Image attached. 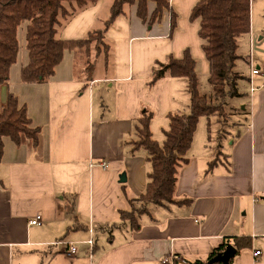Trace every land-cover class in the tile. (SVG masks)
Returning a JSON list of instances; mask_svg holds the SVG:
<instances>
[{
    "label": "crops",
    "instance_id": "0c3cea01",
    "mask_svg": "<svg viewBox=\"0 0 264 264\" xmlns=\"http://www.w3.org/2000/svg\"><path fill=\"white\" fill-rule=\"evenodd\" d=\"M199 1L168 0L170 7L151 24L156 2L149 1L146 21L137 4H126L105 31L108 56H98L89 78L80 73L74 52L66 50L51 79L24 83L21 71L29 62L24 24L23 59L19 43L1 99L13 93L26 106L31 125L40 128V144L33 148L4 140L0 264H165L171 255L193 264L207 262L216 248L234 245L235 238L250 240V246L236 253L231 264H264V86L254 92L249 86L252 67L264 71V0H252L251 31L239 39L242 58L236 69L249 82L245 119L234 122L220 147L218 133L212 139L197 138L195 132L175 195L188 203L149 204L137 230L120 216L148 182L147 153L132 150L131 143L142 112H154V138V125L157 129L160 122L164 132L169 114L185 112L190 103L186 79L164 77L151 85L153 68L189 49L199 81L209 79L201 22L191 17ZM112 2L97 0L78 10L57 36L82 39L104 29ZM172 11L177 14L173 31ZM253 83L261 86L263 77L255 75ZM122 172L126 182H120ZM37 214L42 224H30ZM256 250H261L258 257Z\"/></svg>",
    "mask_w": 264,
    "mask_h": 264
},
{
    "label": "trees",
    "instance_id": "16d2710c",
    "mask_svg": "<svg viewBox=\"0 0 264 264\" xmlns=\"http://www.w3.org/2000/svg\"><path fill=\"white\" fill-rule=\"evenodd\" d=\"M96 1L0 0V161L6 137L18 146L35 148L40 144V128L31 125L26 106L21 105L13 93H8L5 102L1 99L2 87L8 83L10 69L19 53L20 25L27 24L26 46L29 51V62L21 71L24 83H43L51 79L66 50L74 52L80 73L89 78L95 70L98 56H108L110 46L105 41V31L123 13L126 4H137L139 17L146 21L149 1L156 2L149 24L170 7L168 0H113L104 29L91 31L82 39L63 40L57 36L58 28L66 20ZM251 3L252 0H200L192 10L193 20L200 19L199 35L204 41L203 50L210 64L208 80L213 90L210 96L200 92L197 61L189 49L184 51L182 57L170 55L164 63H158L153 68L151 85L164 77L186 79L190 111L169 114V127L164 130L165 139L162 142L155 140L151 132L152 110H144L137 121L132 150L142 148L146 151L150 170L144 192L131 200L130 210L120 212L122 222L128 223L132 229L140 228L139 218L148 212L149 204L188 203L187 200H176L175 195L179 172L188 162L187 153L192 146L199 119L207 117L210 131L211 117L229 105L228 98L242 95L239 81L243 79V74L237 72L236 64L242 58L238 54L239 39L251 31ZM171 14L173 31L177 25V14L174 11ZM233 125L225 130L218 129V147ZM217 164L218 158L212 160L209 170ZM136 202L140 203L138 208L133 206ZM233 241L237 253L250 246L248 239L235 238ZM227 244L216 248L208 260L223 251ZM206 263L197 260L193 264Z\"/></svg>",
    "mask_w": 264,
    "mask_h": 264
},
{
    "label": "rangeland",
    "instance_id": "374dc122",
    "mask_svg": "<svg viewBox=\"0 0 264 264\" xmlns=\"http://www.w3.org/2000/svg\"><path fill=\"white\" fill-rule=\"evenodd\" d=\"M24 24H26V23H24ZM24 24L20 25V27L18 29V40H19L20 49H21L19 55H20L21 60L23 59L24 48H26L25 47L26 42L24 44V41H25ZM240 50L242 51V49H240ZM245 53H247V52H245ZM243 79H241L239 81V88L242 91V93H244V95L240 96V97L228 98L229 105L225 106L224 110H222L221 113H217L216 115L211 117V119H210V131L208 129L209 121H208L207 117H204V116L201 117L199 119L197 129H196L197 130L196 131L197 132L196 133L197 138L201 135H202V138L206 137V135L208 138V136L211 135L212 139H214L216 136V133H217V131H216L217 125H218L219 129L225 130V129H228L229 126H232L233 124H235L234 123L235 121H238L239 119H243V120L245 119L246 114H245V110L243 109V104L247 103L244 101H246L249 98V91H248L249 90L248 89V83L249 82H247L246 80H243ZM249 86H250V91H251L250 83H249ZM3 87H6V86L4 85ZM3 87H2V89H3ZM245 89H247V91ZM200 92H201V94H203V95L205 94L207 96H210L212 94L213 90H212V86H211L208 78H203V77L200 78ZM246 92H247V94H245ZM187 94L189 95V92ZM189 100H190V98H189ZM240 102H243V103L239 104ZM183 111L184 110H182V112ZM189 111H190V103L185 108V112H189ZM247 114H248V112H247ZM249 117L250 116H248V119H249ZM223 126H225V128ZM161 127H163V126H161L160 122L157 125V129L154 125V138L156 140H158L159 142H162L165 139V135L163 134L164 132H162ZM168 127L169 126H167V128ZM209 144H211V141H209ZM201 149H203V148H201ZM69 185H71V183ZM133 206L135 208H138L140 206V203L136 202Z\"/></svg>",
    "mask_w": 264,
    "mask_h": 264
},
{
    "label": "built area",
    "instance_id": "2783aa9c",
    "mask_svg": "<svg viewBox=\"0 0 264 264\" xmlns=\"http://www.w3.org/2000/svg\"><path fill=\"white\" fill-rule=\"evenodd\" d=\"M255 75H261L263 77V84L261 86L254 85L253 77ZM250 85H251V92H254V91L258 90L259 87L264 86V71L261 68L252 67ZM29 223L32 224V225H41L42 224V215L41 214L35 215L34 218H32L29 221ZM88 242L91 245H93V239L89 240ZM69 249H70V253L71 254H75L76 253L77 248L73 244H71ZM254 255H255V257H258L259 255H261V250H256L254 252ZM163 263H165V264H176V263H178V264H187V262L185 260H183V258H181L178 255H171V256L165 257L163 259Z\"/></svg>",
    "mask_w": 264,
    "mask_h": 264
},
{
    "label": "water",
    "instance_id": "95a60500",
    "mask_svg": "<svg viewBox=\"0 0 264 264\" xmlns=\"http://www.w3.org/2000/svg\"><path fill=\"white\" fill-rule=\"evenodd\" d=\"M119 178H120V182H126L127 179L126 173L122 172L119 175ZM236 253H237V249L235 248V246L228 243L223 251L217 253L214 257L208 260L206 264H216V263L231 264V260L235 257Z\"/></svg>",
    "mask_w": 264,
    "mask_h": 264
}]
</instances>
